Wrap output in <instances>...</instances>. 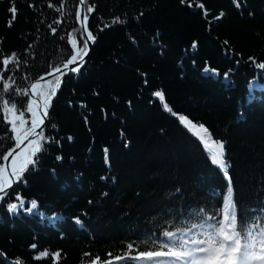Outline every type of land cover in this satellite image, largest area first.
<instances>
[{"label":"trees","instance_id":"trees-1","mask_svg":"<svg viewBox=\"0 0 264 264\" xmlns=\"http://www.w3.org/2000/svg\"><path fill=\"white\" fill-rule=\"evenodd\" d=\"M83 9L93 47L78 74L35 91H56L47 152L0 202V264H141L126 257L161 250L164 231L222 219L225 170L237 221L264 226V0H83ZM85 40L81 0H0V158L16 146L2 101L24 112L23 131L32 99L14 89L30 92ZM179 115L208 127V143ZM212 139L225 142L224 170ZM17 193L44 215L9 212Z\"/></svg>","mask_w":264,"mask_h":264},{"label":"snow or ice","instance_id":"snow-or-ice-1","mask_svg":"<svg viewBox=\"0 0 264 264\" xmlns=\"http://www.w3.org/2000/svg\"><path fill=\"white\" fill-rule=\"evenodd\" d=\"M81 2H83V0H81ZM11 11L12 13H16L17 9L12 7ZM89 11H91V9H89ZM85 20H87V15L85 16ZM114 22H120L119 17H117ZM53 32H55V29H53ZM88 37L92 38L91 32L88 33ZM87 47L88 41L85 40V50L83 54L72 55L68 62L63 65V68L65 70H70L73 74H78L85 64L84 56L87 55ZM192 47L195 48L196 44L194 43ZM12 56L15 57L16 53H12ZM2 64L5 66L8 65L9 60L3 59ZM72 64H75L76 67L69 69V65ZM256 67L264 69V62L256 64ZM53 71L59 73L60 76L67 75V71H62L59 67L53 69ZM204 71L208 72L209 69L205 68ZM212 71L213 74H215V70ZM49 75H51V73H49ZM224 75L225 78H227L228 73ZM41 79H43V77H41ZM8 80H12V77H8ZM8 80H5L2 85L3 91L5 92L11 88ZM59 82L60 77L58 76L57 84H59ZM38 86V83H36L33 84L31 88L35 90ZM14 93L25 96L31 95L28 90L22 92L18 88L14 89ZM154 95L161 100L164 99L161 91L155 92ZM55 96L56 91L52 90L46 97L38 95L36 99H33L31 103L28 104L27 111L32 114L31 127L24 131H21V129L28 123V121L24 119V112L20 111L17 115L16 104L13 103L11 107H9V101L7 99L2 101L4 111L13 114L9 122L12 131L16 134V147L23 144L25 140H28V145L22 149L20 153L15 154V157L11 161L10 171L8 166L0 162V202H5V197L9 195L7 189H11L14 183L20 182L25 172H29L30 174L29 166H31V171L37 170V166L40 163V155L38 154L42 155L47 152V148L44 147V144H47L49 139L44 137L41 125L44 124V119L48 117V108L52 98ZM41 99H43L44 102L42 113L39 103ZM33 106H35V108ZM164 108L170 113L173 112L167 104L164 105ZM173 115L176 114L173 113ZM178 120L189 128L190 131L194 132L195 136L201 142L204 144L208 143L205 136H212L208 127L202 123L197 125L186 115H179ZM17 121H19V126L17 125ZM37 128L41 129L40 132L36 131ZM30 136L35 138L29 139ZM40 141L44 143L42 144ZM211 143L218 149V151L213 153L211 159L214 164L224 170L225 142L212 139ZM12 151L15 152V149ZM105 156L107 163V149H105ZM0 159L7 161L8 156L5 155ZM56 159L60 161L62 157L57 156ZM224 175L228 180L229 187L227 195L224 198L223 211L221 213L222 219H217L215 215H212L209 216L203 224H192L191 227L187 229H177L175 232L164 231L162 235L167 238V242L158 245L161 250L141 251L138 256L126 258L130 260H139L141 264H264V226L260 223L248 222L243 218H241L239 222L237 221L236 209L233 204L231 177L226 170L224 171ZM101 179L106 180L107 177H101ZM104 195H107V193H104ZM28 204L29 206L25 208V200L17 193L15 195V202L5 203V206L7 210L12 213L25 212L41 216L44 215L43 212L39 210L36 200H31ZM51 218L56 219L58 217L53 214ZM73 220L77 224L82 225L79 217H73ZM212 221L215 222L213 223ZM194 229H199L200 231L194 232ZM201 236L203 239L198 238ZM32 247L35 248L36 245H32ZM128 248L131 249L132 245L129 244ZM164 248H167L168 251H163ZM42 255L47 256L48 254L45 252ZM55 259L57 261L59 260V253L55 254ZM120 259V256L116 257V260L119 261ZM108 264H112V262L109 261Z\"/></svg>","mask_w":264,"mask_h":264},{"label":"water","instance_id":"water-1","mask_svg":"<svg viewBox=\"0 0 264 264\" xmlns=\"http://www.w3.org/2000/svg\"><path fill=\"white\" fill-rule=\"evenodd\" d=\"M82 3V19H83V24H84V32H85V34H86V37H87V40H88V42H89V45H90V49L93 47V43H92V41H91V38H89L88 37V32H87V29H86V27H85V16H84V9H83V2H81ZM90 52V51H89ZM89 52L87 53V55L84 57V61L86 62L87 61V59H88V57H89ZM72 67H76V65L75 64H72V65H69V69H71ZM61 70L62 71H66L63 67H61ZM51 73V75H49V73H47V74H45V75H43L42 77H43V79H41V77L39 78V79H37V80H35V81H33V83L31 84V86L33 85V84H36V83H38V85H40L43 81H45V80H47V79H49L50 77H53L54 75H56V74H58V73H56V72H54V71H52V72H50ZM31 86H30V93H31V98H32V100L33 99H36L38 96L35 94V90H32V88H31ZM40 111H41V113H42V108H43V105H44V102L42 101V100H40ZM47 121H48V117L47 118H45L44 119V124L43 125H41V128H43L44 129V127L46 126V123H47ZM40 128H39V132H40ZM34 137H30V139H33ZM23 146H25V143L24 144H21L19 147H16L15 148V152H12L9 156H8V159H7V161H5V165L6 166H8V162L11 160V158L18 152V151H20L22 148H23ZM9 171H10V169H9ZM15 184L16 183H14L13 184V186H12V188L15 186ZM11 188V189H12ZM10 189H7V191H9Z\"/></svg>","mask_w":264,"mask_h":264},{"label":"bare ground","instance_id":"bare-ground-1","mask_svg":"<svg viewBox=\"0 0 264 264\" xmlns=\"http://www.w3.org/2000/svg\"><path fill=\"white\" fill-rule=\"evenodd\" d=\"M30 97H31V96H30ZM31 99H32V98H31ZM43 107H44V105H43ZM42 110H43V108H42ZM36 131L39 132V128H37ZM30 137H31V136H30ZM30 137H29V139H30ZM24 143H25V145L27 146V145H28V140H25ZM24 143H23V144H24ZM23 147H24V146H23ZM15 148H16V146H15ZM15 148H14V149H15ZM22 149H23V148H22ZM22 149H21L20 151H18L17 153H20V152L22 151ZM12 152H13V151H12ZM12 152H11V153H12ZM9 155H10V154H9ZM9 155H8V156H9ZM14 157H15V155H14V156L11 158V160L8 162V167H9L10 170H11V161L13 160ZM4 163H5V162H4Z\"/></svg>","mask_w":264,"mask_h":264},{"label":"rangeland","instance_id":"rangeland-1","mask_svg":"<svg viewBox=\"0 0 264 264\" xmlns=\"http://www.w3.org/2000/svg\"><path fill=\"white\" fill-rule=\"evenodd\" d=\"M50 78H51V77H50ZM43 82H44V81H43ZM35 91H36V90H35ZM35 94H36V93H35ZM30 127H31V124H29L24 130L29 129ZM24 130H23V131H24ZM34 138H35V137H34ZM34 138H33V139H34ZM25 147H26V145L23 147V149H24Z\"/></svg>","mask_w":264,"mask_h":264}]
</instances>
